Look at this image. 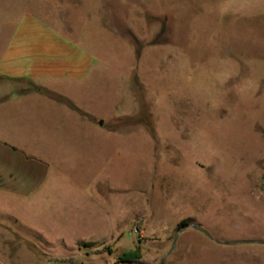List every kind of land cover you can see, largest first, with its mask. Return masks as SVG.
Returning a JSON list of instances; mask_svg holds the SVG:
<instances>
[{
    "label": "rangeland",
    "instance_id": "obj_1",
    "mask_svg": "<svg viewBox=\"0 0 264 264\" xmlns=\"http://www.w3.org/2000/svg\"><path fill=\"white\" fill-rule=\"evenodd\" d=\"M0 1V13L26 2ZM34 6L52 9L53 25L95 67L81 88L82 114L62 124L53 116L34 132L55 139L18 142L39 166L30 181L44 182L23 196L0 194V214L22 221L0 220V256L10 264H264V0ZM136 249L140 261H120Z\"/></svg>",
    "mask_w": 264,
    "mask_h": 264
},
{
    "label": "crops",
    "instance_id": "obj_2",
    "mask_svg": "<svg viewBox=\"0 0 264 264\" xmlns=\"http://www.w3.org/2000/svg\"><path fill=\"white\" fill-rule=\"evenodd\" d=\"M26 2L19 9L9 2L0 13V194L14 196H23L44 182L30 181L39 166L25 161V149L18 142L55 139V135L34 132L53 116L62 124L72 113L82 114L81 88L95 67L94 56L53 25L57 21L52 9L34 6L41 0ZM0 220L22 222L11 212L1 213ZM31 231L33 236L47 238L43 231ZM48 243L54 246L66 240L48 239ZM10 263L0 256V264Z\"/></svg>",
    "mask_w": 264,
    "mask_h": 264
},
{
    "label": "trees",
    "instance_id": "obj_3",
    "mask_svg": "<svg viewBox=\"0 0 264 264\" xmlns=\"http://www.w3.org/2000/svg\"><path fill=\"white\" fill-rule=\"evenodd\" d=\"M141 258H142V254L137 249L136 250L125 251L119 257L120 261H127V262L140 261Z\"/></svg>",
    "mask_w": 264,
    "mask_h": 264
},
{
    "label": "water",
    "instance_id": "obj_4",
    "mask_svg": "<svg viewBox=\"0 0 264 264\" xmlns=\"http://www.w3.org/2000/svg\"><path fill=\"white\" fill-rule=\"evenodd\" d=\"M101 123H103V122H101ZM264 183V182H263ZM262 188L264 189V186H262ZM195 228H198L199 230H201L202 232H204L207 236H209L210 238H212L211 236H210V234L205 230V229H203L201 226H194ZM182 232V231H181Z\"/></svg>",
    "mask_w": 264,
    "mask_h": 264
}]
</instances>
